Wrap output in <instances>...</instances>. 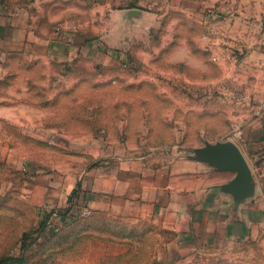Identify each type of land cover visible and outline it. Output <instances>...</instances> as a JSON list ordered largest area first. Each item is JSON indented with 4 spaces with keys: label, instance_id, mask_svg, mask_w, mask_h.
Instances as JSON below:
<instances>
[{
    "label": "rangeland",
    "instance_id": "rangeland-1",
    "mask_svg": "<svg viewBox=\"0 0 264 264\" xmlns=\"http://www.w3.org/2000/svg\"><path fill=\"white\" fill-rule=\"evenodd\" d=\"M143 4L119 26L91 12L108 31L79 37L89 49L70 60L2 65L0 256L19 255L28 232L20 264H264V217L245 236L193 246L169 203L191 186L183 147L229 136L243 151L258 103L245 45L258 35L194 0Z\"/></svg>",
    "mask_w": 264,
    "mask_h": 264
},
{
    "label": "crops",
    "instance_id": "crops-1",
    "mask_svg": "<svg viewBox=\"0 0 264 264\" xmlns=\"http://www.w3.org/2000/svg\"><path fill=\"white\" fill-rule=\"evenodd\" d=\"M149 1L156 0H0V80L3 78L2 65L11 55L20 54L34 61L44 56L65 61L73 57L74 51L89 49L90 44L84 39L77 41L79 37L89 32L104 35L108 31L104 24L88 22L91 12L98 20L104 21L109 16L119 26L116 19L125 9L144 10L143 3ZM194 1L209 17L240 18L238 24L233 22L230 26L231 32L258 35L257 43L250 40L245 45L251 52L249 62L257 67L254 84L258 103L253 117L244 126L242 147L259 182L260 192L233 212L229 198L211 189L212 185L229 179L231 173L212 171L197 161L179 159L177 166L186 176L183 181H190L191 186L184 193L176 192L169 203L177 204V216L185 221L186 231L179 233L185 235L191 245L199 246L227 237L245 236L249 228L264 217V0ZM106 180L102 189H98L104 194L112 192ZM113 192L115 198H120L121 191L115 189ZM91 202L95 205L94 200ZM96 209L109 211L108 208ZM120 211L114 212L115 215H122Z\"/></svg>",
    "mask_w": 264,
    "mask_h": 264
},
{
    "label": "water",
    "instance_id": "water-1",
    "mask_svg": "<svg viewBox=\"0 0 264 264\" xmlns=\"http://www.w3.org/2000/svg\"><path fill=\"white\" fill-rule=\"evenodd\" d=\"M123 17L129 22L143 17L140 8H128ZM182 157L197 161L212 171L229 172L231 177L211 186L217 193L229 198V207L237 212L241 205L260 192L259 182L240 146L229 136L215 141L205 140L201 146L183 147Z\"/></svg>",
    "mask_w": 264,
    "mask_h": 264
},
{
    "label": "trees",
    "instance_id": "trees-1",
    "mask_svg": "<svg viewBox=\"0 0 264 264\" xmlns=\"http://www.w3.org/2000/svg\"><path fill=\"white\" fill-rule=\"evenodd\" d=\"M50 215L51 214L48 213L45 216L43 221H41L40 226L38 227L37 231L42 230L47 225V220L50 217ZM27 234H28V232H24L22 235V245H21L19 255H8V254L1 255L0 256V264H20V263L24 262L25 250H26L24 243H25V239H26Z\"/></svg>",
    "mask_w": 264,
    "mask_h": 264
}]
</instances>
